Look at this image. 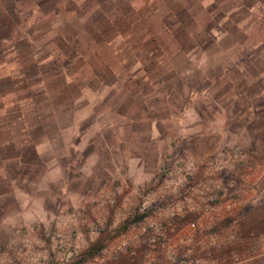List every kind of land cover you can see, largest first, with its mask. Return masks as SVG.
Returning <instances> with one entry per match:
<instances>
[{
    "label": "rangeland",
    "instance_id": "1",
    "mask_svg": "<svg viewBox=\"0 0 264 264\" xmlns=\"http://www.w3.org/2000/svg\"><path fill=\"white\" fill-rule=\"evenodd\" d=\"M200 158H264V0H0V191L41 190L71 264L94 200Z\"/></svg>",
    "mask_w": 264,
    "mask_h": 264
},
{
    "label": "built area",
    "instance_id": "2",
    "mask_svg": "<svg viewBox=\"0 0 264 264\" xmlns=\"http://www.w3.org/2000/svg\"><path fill=\"white\" fill-rule=\"evenodd\" d=\"M222 161L221 172L164 171L161 186H133L119 200L105 193L97 204L96 221L82 219L89 231L114 237L112 244L93 252L97 264H255L264 260V237L242 240L236 222L250 181L255 158H207ZM173 176V177H172ZM172 182L173 186H170ZM122 213L121 209L127 208ZM113 210L112 221L106 219ZM121 212V213H120ZM19 242L0 253V264H57L75 258L74 237L63 236L52 224L18 228ZM106 233V234H107ZM109 233V234H110ZM76 234L75 237H80ZM106 245V238H105ZM49 243V250L44 246ZM109 255V259H106ZM106 256V258H105ZM126 261H123L122 258Z\"/></svg>",
    "mask_w": 264,
    "mask_h": 264
},
{
    "label": "crops",
    "instance_id": "3",
    "mask_svg": "<svg viewBox=\"0 0 264 264\" xmlns=\"http://www.w3.org/2000/svg\"><path fill=\"white\" fill-rule=\"evenodd\" d=\"M203 162L206 158H200ZM257 167L252 172V191L243 197L242 215L236 222V229L242 240L251 241L252 238L264 237V158H255ZM203 160V161H202ZM41 190H19L14 188L9 192L0 191V253L2 250L17 245L19 242L18 228L21 225L45 226L47 222L41 220ZM93 198L85 201L90 203ZM49 224V222H48ZM106 231L99 236L100 247L105 245ZM99 243V242H98ZM107 256V258H106ZM105 258L109 259V255ZM126 261L125 258H122ZM30 264H38L30 261ZM255 264H264L258 260Z\"/></svg>",
    "mask_w": 264,
    "mask_h": 264
}]
</instances>
